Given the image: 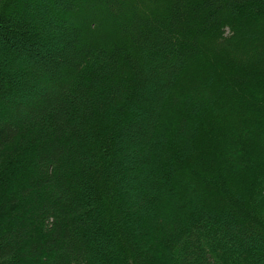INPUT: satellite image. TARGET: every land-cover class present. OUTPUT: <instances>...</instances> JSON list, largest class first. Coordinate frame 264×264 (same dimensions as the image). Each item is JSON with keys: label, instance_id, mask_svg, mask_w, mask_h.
I'll list each match as a JSON object with an SVG mask.
<instances>
[{"label": "trees", "instance_id": "obj_1", "mask_svg": "<svg viewBox=\"0 0 264 264\" xmlns=\"http://www.w3.org/2000/svg\"><path fill=\"white\" fill-rule=\"evenodd\" d=\"M264 0H0V264H264Z\"/></svg>", "mask_w": 264, "mask_h": 264}, {"label": "rangeland", "instance_id": "obj_2", "mask_svg": "<svg viewBox=\"0 0 264 264\" xmlns=\"http://www.w3.org/2000/svg\"><path fill=\"white\" fill-rule=\"evenodd\" d=\"M251 186L252 185H250V184L248 185V190L252 188ZM249 195H252L255 199L260 200V201H262V199H263L262 193L259 195L257 193V196H255L253 188L250 190ZM262 203H263V210H264V200L262 201Z\"/></svg>", "mask_w": 264, "mask_h": 264}]
</instances>
